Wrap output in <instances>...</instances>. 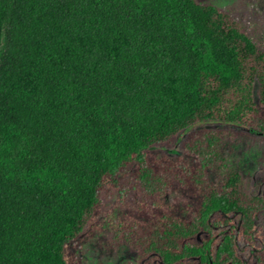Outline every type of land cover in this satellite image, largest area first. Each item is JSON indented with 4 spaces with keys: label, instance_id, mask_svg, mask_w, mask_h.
Listing matches in <instances>:
<instances>
[{
    "label": "trees",
    "instance_id": "1",
    "mask_svg": "<svg viewBox=\"0 0 264 264\" xmlns=\"http://www.w3.org/2000/svg\"><path fill=\"white\" fill-rule=\"evenodd\" d=\"M263 109L264 52L213 6L0 0V264H65L63 245L104 179L194 121H236L264 137ZM198 128L172 167L204 192L157 223L141 258L263 264L237 257L233 232L212 221L234 219L241 243L250 241L262 204L239 191L235 172L205 180L222 131L204 132L195 149Z\"/></svg>",
    "mask_w": 264,
    "mask_h": 264
},
{
    "label": "rangeland",
    "instance_id": "2",
    "mask_svg": "<svg viewBox=\"0 0 264 264\" xmlns=\"http://www.w3.org/2000/svg\"><path fill=\"white\" fill-rule=\"evenodd\" d=\"M194 1L213 6L240 23L254 46L264 52V0ZM250 127L257 129L253 124ZM216 130L222 131L216 141L218 161L211 164L205 180L214 185L227 171L235 172L239 178V191L255 197L256 189H250V184L252 179L255 185L264 180V137L244 131L201 127L195 130V149L204 132L217 136ZM189 136L188 132L182 138L172 136L156 144L143 152L141 165L130 163L112 178L102 181L89 219L81 231L63 245L65 264H149L141 258V252L157 223L176 218L177 209L194 200L193 192L195 195L204 192L201 185L195 190L188 188L184 184V172H177L172 167L186 161L188 156L184 146H189ZM165 148H176L179 153L165 155ZM257 168L259 171L252 178L251 173ZM261 191L256 199L263 210L257 214L251 240L243 241L244 245L233 229L234 219L214 217L212 221L233 232L237 257L245 258L246 262L258 259L264 264V184ZM199 237L196 234V238ZM211 251L212 245L207 248L208 257Z\"/></svg>",
    "mask_w": 264,
    "mask_h": 264
},
{
    "label": "water",
    "instance_id": "3",
    "mask_svg": "<svg viewBox=\"0 0 264 264\" xmlns=\"http://www.w3.org/2000/svg\"><path fill=\"white\" fill-rule=\"evenodd\" d=\"M203 127L206 129H231L234 131H247L249 128L240 122L223 120V119H204L194 121L191 124L184 127L178 134L177 139L182 138L192 128ZM165 154L177 155L179 151L176 148H165L163 150Z\"/></svg>",
    "mask_w": 264,
    "mask_h": 264
},
{
    "label": "flooded vegetation",
    "instance_id": "4",
    "mask_svg": "<svg viewBox=\"0 0 264 264\" xmlns=\"http://www.w3.org/2000/svg\"><path fill=\"white\" fill-rule=\"evenodd\" d=\"M199 129H200V128H198L197 130H199ZM248 131H249V130L244 131V132H245V133H248ZM258 171H259L258 168H257V169H254L253 172L251 173V177L253 178L254 175H255ZM263 184H264V180L260 181L258 184L255 185V182H254V180L252 179L251 184H250V189H252V188L255 187V189H256V190H255V194H253V195H255V198H256V196L262 194L263 191H261V190H262ZM262 210H263V206L260 207V208L258 209V211L256 212V214H255L254 225H253V231H254V226H255V224H256L257 221H258L257 214H258V212H260V211H262ZM228 219H229V218H228ZM236 233H237V230H236ZM238 234H239V233H238ZM252 235H253V234H252ZM216 236H217V233H215V237H216ZM247 241H248V240H247ZM242 245H244V242L242 243Z\"/></svg>",
    "mask_w": 264,
    "mask_h": 264
}]
</instances>
